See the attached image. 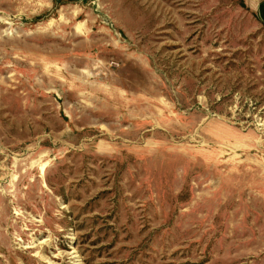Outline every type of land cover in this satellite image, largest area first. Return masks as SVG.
<instances>
[{"label":"rangeland","instance_id":"rangeland-1","mask_svg":"<svg viewBox=\"0 0 264 264\" xmlns=\"http://www.w3.org/2000/svg\"><path fill=\"white\" fill-rule=\"evenodd\" d=\"M263 0H0V264H264Z\"/></svg>","mask_w":264,"mask_h":264},{"label":"trees","instance_id":"trees-1","mask_svg":"<svg viewBox=\"0 0 264 264\" xmlns=\"http://www.w3.org/2000/svg\"><path fill=\"white\" fill-rule=\"evenodd\" d=\"M259 15L261 22L264 24V0L259 5Z\"/></svg>","mask_w":264,"mask_h":264},{"label":"bare ground","instance_id":"bare-ground-1","mask_svg":"<svg viewBox=\"0 0 264 264\" xmlns=\"http://www.w3.org/2000/svg\"><path fill=\"white\" fill-rule=\"evenodd\" d=\"M79 264V263H78Z\"/></svg>","mask_w":264,"mask_h":264}]
</instances>
